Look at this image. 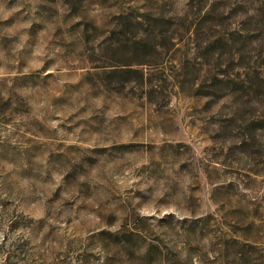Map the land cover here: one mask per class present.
Segmentation results:
<instances>
[{"label":"clouds","instance_id":"1","mask_svg":"<svg viewBox=\"0 0 264 264\" xmlns=\"http://www.w3.org/2000/svg\"><path fill=\"white\" fill-rule=\"evenodd\" d=\"M0 264H264V0H0Z\"/></svg>","mask_w":264,"mask_h":264}]
</instances>
